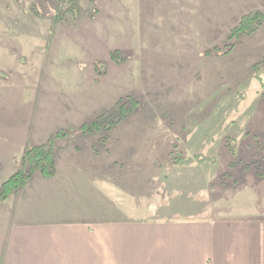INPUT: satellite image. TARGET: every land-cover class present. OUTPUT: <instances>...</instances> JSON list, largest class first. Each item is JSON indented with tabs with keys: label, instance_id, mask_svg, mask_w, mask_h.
<instances>
[{
	"label": "rangeland",
	"instance_id": "rangeland-1",
	"mask_svg": "<svg viewBox=\"0 0 264 264\" xmlns=\"http://www.w3.org/2000/svg\"><path fill=\"white\" fill-rule=\"evenodd\" d=\"M66 5L78 14L66 13ZM255 12L263 14L255 32L229 36L240 17ZM67 95H88L90 105L76 117L64 111L56 143L76 145L88 160L96 146L98 161L124 168L146 160L157 193L144 202L137 197L138 207L184 211L205 203L216 220L264 218V0H0V97L7 108L0 119L15 117L12 98L44 107ZM133 100L134 110L108 127L120 115L116 103L125 111ZM94 121L98 128L82 133ZM130 139L137 159L127 152L117 158ZM12 140L0 136L2 163ZM155 140L161 146L151 147ZM194 162L203 188L188 170ZM108 197L114 201L115 190ZM158 211L110 218L156 219Z\"/></svg>",
	"mask_w": 264,
	"mask_h": 264
},
{
	"label": "crops",
	"instance_id": "crops-1",
	"mask_svg": "<svg viewBox=\"0 0 264 264\" xmlns=\"http://www.w3.org/2000/svg\"><path fill=\"white\" fill-rule=\"evenodd\" d=\"M83 96L67 95L44 107L30 97L12 98L17 104L15 117L6 123L0 119V136L13 139L5 166L0 161V182L16 171L27 149L45 144L63 127L64 111L76 117V110L88 109V95ZM41 108L47 111L42 113ZM0 109H7L2 97ZM157 143L161 146L155 140L151 147ZM95 147L96 159H81L76 145L55 140L53 176H32L0 202V264H264V218L216 220L209 218L212 207L205 203L184 211L151 204L138 207L137 197L144 202L157 193L146 175L151 165L135 160L124 168L118 160L98 161ZM123 147L117 158L127 152L137 159L138 147L131 145V139ZM197 162L188 170L198 174L194 176L198 186L205 185ZM165 164L173 165L171 160ZM113 189L114 201L108 197ZM120 194L129 198L124 204ZM138 208L143 215L160 210L157 215L163 216L110 218L130 216Z\"/></svg>",
	"mask_w": 264,
	"mask_h": 264
},
{
	"label": "trees",
	"instance_id": "trees-1",
	"mask_svg": "<svg viewBox=\"0 0 264 264\" xmlns=\"http://www.w3.org/2000/svg\"><path fill=\"white\" fill-rule=\"evenodd\" d=\"M60 1V0H58ZM65 5V4H63ZM71 12L73 16L78 14L76 8L73 9L72 6L66 5V13ZM263 14L262 13H252L239 18L238 25L230 30V37L238 36L240 34L249 35L257 30V28L262 24ZM120 56V55H118ZM122 56V55H121ZM113 58V57H112ZM115 58V57H114ZM122 61H118L121 63ZM95 66L101 63L94 62ZM103 66V64H101ZM102 73V72H101ZM132 106L130 109L122 111V103L118 101L115 107L121 109L120 115L114 120L110 121L108 127H112L119 121L124 119L129 112H132L137 105L136 101H132ZM99 117L98 119H100ZM99 124L97 121L91 124H83L81 126L82 133L88 131L92 133L98 128ZM59 134L53 136L49 141L40 146H35L27 149L21 156L18 162V168L6 181L0 185V202L7 199L11 195L15 194L19 189H21L27 181L34 175H40L42 178H50L54 174V146L55 140L58 138ZM175 160H184L182 157H178Z\"/></svg>",
	"mask_w": 264,
	"mask_h": 264
}]
</instances>
